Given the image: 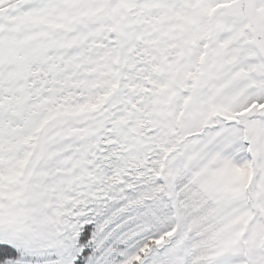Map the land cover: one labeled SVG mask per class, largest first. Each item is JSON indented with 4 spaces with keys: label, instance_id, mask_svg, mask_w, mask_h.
<instances>
[{
    "label": "snow or ice",
    "instance_id": "obj_1",
    "mask_svg": "<svg viewBox=\"0 0 264 264\" xmlns=\"http://www.w3.org/2000/svg\"><path fill=\"white\" fill-rule=\"evenodd\" d=\"M0 264H264V0H0Z\"/></svg>",
    "mask_w": 264,
    "mask_h": 264
}]
</instances>
